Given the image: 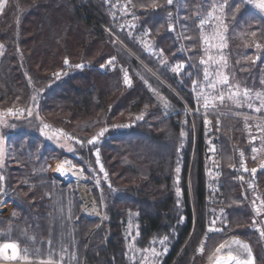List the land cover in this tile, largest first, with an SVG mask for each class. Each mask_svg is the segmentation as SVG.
I'll return each mask as SVG.
<instances>
[{
    "label": "trees",
    "instance_id": "obj_1",
    "mask_svg": "<svg viewBox=\"0 0 264 264\" xmlns=\"http://www.w3.org/2000/svg\"><path fill=\"white\" fill-rule=\"evenodd\" d=\"M153 2L162 7L153 9ZM239 2L230 0L226 12L231 13ZM200 4L201 0H177L171 6L166 0H5L0 11V108H27L31 97L39 95L32 117H13L2 128L6 151L0 175L5 178V191L0 201L11 197L23 212L19 219L0 214V243L18 241L21 248L34 250L49 247L51 240L55 247L65 237L71 238L73 227L76 241L85 246L90 239L85 264H133L128 243L134 245L136 264L143 255L140 250L149 247L161 249L155 264H208L219 243L239 237L252 248L257 264H264V238L251 227L254 192L264 200V171L259 170L264 154L252 159L253 145L243 116L222 107L223 115H208L211 125L206 129L203 108L194 114L198 105L192 81L203 79L202 53L199 29L183 18L197 12ZM168 12L178 18L172 32L167 31ZM132 24L135 27L129 28ZM184 24L191 26L186 34L194 41L182 39ZM262 29L264 19L249 5L237 14L228 33L225 53L235 69L228 71L249 88L258 84L259 62L245 57L260 55V62L264 61V49L257 52L254 38L247 33L256 31V42L264 44L259 36ZM142 40L152 44L156 53L163 49L168 65L145 51ZM193 42L197 48L188 51ZM113 57L115 63L108 65ZM179 62L186 67L177 75L170 69ZM77 64L83 67L76 68ZM124 70L132 81L130 87L123 83ZM56 72L62 73L59 79ZM233 111L264 119V113L246 107ZM140 115L143 119L137 120ZM41 121L72 137V150L42 136ZM252 123L256 122L249 121L251 134L258 135ZM105 127L108 131L95 147L88 145L87 140ZM210 143L218 149L215 155L208 151ZM255 146H261L259 140ZM97 148L103 172L96 163ZM235 149L245 153L247 168L258 169L254 178L250 171L239 170ZM56 157L71 159L98 181L105 220L92 235L97 220L81 215L76 192L39 170L45 160ZM234 164L235 169L230 167ZM253 179L257 187L249 189ZM92 192L97 194L94 188ZM213 208L217 215L224 209L228 224L224 234H210L200 255L196 249L205 239ZM164 236L168 237L166 251L158 243Z\"/></svg>",
    "mask_w": 264,
    "mask_h": 264
},
{
    "label": "snow or ice",
    "instance_id": "obj_2",
    "mask_svg": "<svg viewBox=\"0 0 264 264\" xmlns=\"http://www.w3.org/2000/svg\"><path fill=\"white\" fill-rule=\"evenodd\" d=\"M131 0H129V3ZM167 5L171 6L177 2V0H166ZM251 6L257 13L264 19V0H240L239 3L235 5V8L231 13L226 12V7H231L230 0H201L200 8L197 12H194L192 16L184 17L185 20H191L192 24L195 25L196 29H199V48L198 51L202 53L199 58V65L203 68V79L193 80L192 81V90L195 94V100L198 107L195 109L194 114L199 115L201 108L204 110V124L206 129L211 125V121L207 118L210 113H216L219 117L223 115L220 111L222 107L227 108L229 112H232L233 115L243 116L245 122V129L249 130L250 143L253 145L251 151L253 153L252 159L256 160L258 154H264V119L259 117L249 116L247 113L240 111H233V109H243L247 108L254 113H264V91H256L254 88H249L241 81H238L235 78V75L228 71L229 69V58L225 54V50L228 48V33L231 28L234 27L237 21V14L241 13L246 6ZM153 9L162 7L161 4L153 2L151 4ZM5 8L4 0H0V11H3ZM206 10V12H205ZM133 19H136L133 15ZM178 18L173 16L172 12H168L167 16V31L172 32L175 30V26ZM123 27V25L121 26ZM135 25H129V28H134ZM192 31L189 24H184L181 26V36L183 40L194 41L192 35L186 34ZM253 37L252 43L255 44L257 52L261 49H264V44L256 42L258 33L256 31H250L247 33ZM145 35H148V32H145ZM260 37H264V29L259 32ZM114 44L116 41H112ZM144 44L145 51H151L153 54L157 55V58L160 60L162 65L167 66L168 61L163 58L164 52L163 49L156 53L155 48L152 44L147 41H141ZM2 47V45H0ZM197 45L195 42L188 48V51L196 49ZM19 51V49H17ZM245 59L255 63V60L252 57H245ZM256 59H259L257 55ZM108 65H113L115 63V57L109 59L106 62ZM64 65H69V60L64 59ZM105 64H101V69L105 68ZM76 68H82L83 65L77 64ZM186 67L185 63L179 62L171 67V71L177 75L181 74L182 70ZM243 70V69H242ZM66 74V73H63ZM57 79L62 75L61 72L54 73ZM31 84V79H29ZM123 83L127 86H131L132 81L127 73V70H124ZM261 84H264V80H261ZM39 92L31 97L32 104H37ZM158 99L164 102V107L168 108L169 105L164 101L162 96H159L157 93ZM19 99V97H17ZM27 113V116H33L32 106L27 108H17L13 110L12 108L7 109V112H0V124H5L6 122L2 119L5 115L8 116H22L24 113ZM35 118L39 120L38 113ZM137 120H142L143 115L137 116ZM250 120L256 121V128L258 130V135L251 134V126L249 124ZM186 123V122H185ZM220 119L216 120V130L219 131ZM127 126V125H125ZM108 131L107 127L101 128V130L93 135L91 139L87 140L88 145L95 147L96 143L101 137ZM40 134L46 137L49 140L56 139L59 141L61 136H65L66 139H72V137H67L62 131H52L49 130V125L41 121L40 123ZM180 137L183 138L186 135V132L182 129L180 132ZM260 141V147L255 146V141ZM3 138L0 137V144H2ZM77 143L81 141L77 140ZM70 151L72 149H69ZM180 151V148H177V152ZM208 151L214 155L217 153L218 149L214 144L209 145ZM3 155V148L0 147V156ZM96 163L100 165V171L103 172L104 168L101 164L99 149L96 150ZM69 163V162H65ZM217 164L216 161L213 162ZM218 166V164H217ZM230 167H235L230 165ZM70 170V169H68ZM64 164H61L57 171L60 175H64L66 171ZM239 170H242L243 173H248L249 171L253 176L257 173V168L248 169L245 165V153L240 151L239 159ZM259 170L264 171V159L260 160ZM176 177V196H177V206L179 207V197L181 196V188L179 186V173L180 168L175 169ZM211 174V170H209ZM106 175V174H105ZM218 175V174H217ZM242 182L244 181V176L240 175L238 177ZM4 176L0 175V193L5 191L3 187ZM111 187V185H109ZM248 188L252 189L253 184L248 183ZM245 199L247 197L245 196ZM259 197H256L252 200L251 207L253 212V219L251 227L259 232L260 237L264 238V200H259ZM237 203V202H234ZM183 222V217L180 218ZM227 218L224 214V209L219 210V215H217L216 209L212 210V218L208 221L207 228L205 230V239L201 240L200 246L197 247L196 253L203 255L206 248L207 239L211 238L210 234H224L225 228L227 227ZM0 235H3L0 233ZM131 235V233H129ZM34 239V238H30ZM168 237L164 236L159 239L158 243L166 251V244ZM49 248L47 250L46 256L42 253L41 249L31 250L27 247L21 248L20 243L17 242H4L0 243V260L11 261V262H20L25 261L28 264H64L66 259H75V254L70 253L67 247L63 245L57 251L52 244V241L49 240ZM153 244L157 243L156 240H153ZM129 249L133 251L132 261L133 264H136V253L134 250V245H128ZM140 252L143 254L139 264H155L156 259L162 254L157 250L156 247H149L141 249ZM10 253V254H9ZM30 253L35 259H30ZM127 255V253H126ZM208 264H257L256 257L253 255L252 248L248 243L241 241L235 237L230 239H225L223 242L219 243L214 250L211 251V254L208 256Z\"/></svg>",
    "mask_w": 264,
    "mask_h": 264
},
{
    "label": "rangeland",
    "instance_id": "obj_3",
    "mask_svg": "<svg viewBox=\"0 0 264 264\" xmlns=\"http://www.w3.org/2000/svg\"><path fill=\"white\" fill-rule=\"evenodd\" d=\"M4 2H5V0H4ZM1 48V47H0ZM263 49H261L260 51H262ZM0 54H1V49H0ZM226 54V53H225ZM227 55V54H226ZM259 56V59H260V55H258ZM256 57H257V55L254 57V60L255 61H257V62H259V72H260V75L258 74L257 76H256V79H258L259 78V81H258V84H257V86H256V88H254L256 91H264V84H261V79L263 80L264 79V61H261L260 62V60L259 59H256ZM229 59H230V57H228ZM232 63L230 62V60H229V69H231L232 67ZM234 68H232V71L234 72ZM249 72H251L252 71V69H249L248 70ZM231 72V71H230ZM234 75H235V78L236 79H240V78H238L237 77V74H235V73H233ZM261 77V79H260V77ZM38 103V102H37ZM37 105V104H36ZM36 105H33L32 103L31 104H29L28 106H32V108L33 109H36L35 108V106ZM27 106V107H28ZM14 110V109H13ZM0 112H7V109H1L0 108ZM189 112L191 113V111L189 110ZM24 114H27L26 112L24 113ZM13 117H17V116H8V115H5L4 117H2V119L6 122L5 124H0V137H2L3 138V142H2V144H0V147H2L3 148V155L2 156H0V164H3V162L5 161V151H6V149H5V138H4V136L2 135V128L5 126V125H7V124H9V121H10V119L11 118H13ZM20 117V116H19ZM252 122L254 121V122H256L255 120H251ZM253 125H255L254 123H252ZM50 130V132H52V131H58V130H54V129H49ZM67 137H69L68 135H66ZM53 144H55V145H57V146H61L64 150H66V151H70L69 149H72V147H73V141H72V139H66L65 138V136H61L60 137V139H59V141H57L56 139H53V140H50ZM235 153H236V155H235V158H239L240 159V153H239V150L238 149H235ZM51 161H54V162H69V163H65V164H68L69 166H73L74 168H77V170L78 171H80L81 172V176L79 177V178H69L67 181H62L60 178H58V177H56L54 174H52L50 171H49V169H46V167H45V165L47 164V162H51ZM236 164V163H235ZM235 164H234V166H235ZM234 169H235V167H233ZM253 167L251 166V167H249L248 169L250 170V169H252ZM39 170H40V172H42V173H46V174H49L51 177H53V178H55L56 179V182L58 183V184H65L66 186H67V190L69 191V190H71V189H73L75 192H76V183L77 182H79V180H82L85 184H86V186L88 187V189L92 192V189L94 188L96 191H97V196L93 193V196H94V198H95V201L99 204V206L102 208V209H99V214L98 215H96V216H91V217H89V216H86V215H84L83 214V207H82V202H81V200L79 199V197H78V199H79V201H80V203H81V210H80V213H81V215L82 216H84V217H87V218H91V219H95V220H97V221H95L96 222V224H95V226H94V228L92 229V231H91V234L90 235H92V233L93 232H95L97 229H99L100 228V226L102 225V223L104 222V220H105V209H104V204H103V201H102V198H101V194H100V188H99V186H98V181L97 180H95L94 178H92V177H90L89 175H87L85 172H84V170L82 169V167L80 166V165H78V164H76V163H74L71 159H69V158H59V157H56V158H52V159H47V160H45L44 162H43V164H42V166L41 167H39ZM82 177H84V178H82ZM253 178H254V176H253ZM250 183H252L253 184V188L254 189H256V187H257V185H256V182H255V180L253 179ZM256 185V186H255ZM252 188V189H253ZM76 194H77V192H76ZM77 196H78V194H77ZM254 197H259V200H262L261 199V194L260 193H256V192H254ZM9 198H11V197H5V198H3L1 201H0V207L9 199ZM12 200H14L13 198H11ZM259 200L257 201V203H259ZM14 202L16 203V204H18V205H20L19 203H17L15 200H14ZM20 207H22L21 205H20ZM80 208V207H79ZM5 209H6V211L5 212H2V211H0V214L1 215H4V216H9V217H11V218H13L12 216H11V214H12V210H11V207L10 206H6L5 207ZM23 209V208H22ZM23 212V211H22ZM21 215H22V213H21ZM21 215L18 217V218H13V219H19L20 217H21ZM70 228H71V226H69ZM74 227H76V226H74ZM74 231V228L72 227V231H70L69 233H70V236H71V238H64V239H62L60 242H58L56 245H55V249L58 251L60 248H61V246L63 245L64 247H67L68 249H69V252L70 253H74L75 254V259H66V261L64 262V264H85L84 263V258H85V253H86V250H87V247H88V245H89V237L87 238V241H86V243H85V246L84 245H82L81 243H80V241H76V238H74V236H73V234H72V232ZM73 237V238H72ZM230 238H232V237H230ZM229 238V239H230ZM235 238H237V239H240L239 237H235ZM241 241H243L242 239H240ZM244 242V241H243ZM246 243V242H245ZM128 245H131V244H127V246ZM84 246V247H83ZM218 246V245H217ZM166 247H167V244H166ZM48 248L49 247H47V245H46V247H45V245L43 246V247H37V249H41V251H42V253L46 256V254H47V250H48ZM158 251H161V249H157ZM162 250H164L165 251V249L163 248ZM136 252H138V251H136ZM30 259H35V257H32L31 256V254H30ZM150 264H151V261H150Z\"/></svg>",
    "mask_w": 264,
    "mask_h": 264
},
{
    "label": "built area",
    "instance_id": "obj_4",
    "mask_svg": "<svg viewBox=\"0 0 264 264\" xmlns=\"http://www.w3.org/2000/svg\"><path fill=\"white\" fill-rule=\"evenodd\" d=\"M82 180L76 183V192L78 194L79 199L83 203V214L89 217L96 216L99 214V209L102 208L95 201L93 193L88 189V187Z\"/></svg>",
    "mask_w": 264,
    "mask_h": 264
},
{
    "label": "bare ground",
    "instance_id": "obj_5",
    "mask_svg": "<svg viewBox=\"0 0 264 264\" xmlns=\"http://www.w3.org/2000/svg\"><path fill=\"white\" fill-rule=\"evenodd\" d=\"M61 164H64V168L68 171L65 172L64 175H60V173L57 171V169L59 168V166ZM46 169H49V171L54 174L56 177L60 178L62 181H67L69 178H79L81 176V172L77 170V168H74L73 166H69L68 164H65L64 162H47V164L45 165ZM80 181V180H79ZM88 195V194H87ZM12 201L11 200H7L1 207H0V211L5 212L6 206H10L12 207ZM14 205V204H13Z\"/></svg>",
    "mask_w": 264,
    "mask_h": 264
},
{
    "label": "crops",
    "instance_id": "obj_6",
    "mask_svg": "<svg viewBox=\"0 0 264 264\" xmlns=\"http://www.w3.org/2000/svg\"><path fill=\"white\" fill-rule=\"evenodd\" d=\"M8 200H11L12 203L14 204V205L12 204V207H11V210H12L11 216L13 218H18L21 215L22 211H23L22 207H20V205L16 204L14 202V200H12L11 198H9ZM0 264H28V262H25V261L11 262V261L0 260Z\"/></svg>",
    "mask_w": 264,
    "mask_h": 264
}]
</instances>
